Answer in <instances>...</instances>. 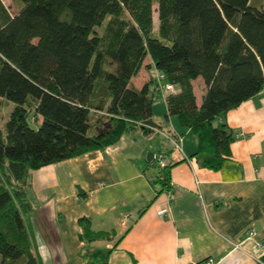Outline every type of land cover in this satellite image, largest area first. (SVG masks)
I'll list each match as a JSON object with an SVG mask.
<instances>
[{
  "label": "trees",
  "instance_id": "1",
  "mask_svg": "<svg viewBox=\"0 0 264 264\" xmlns=\"http://www.w3.org/2000/svg\"><path fill=\"white\" fill-rule=\"evenodd\" d=\"M19 2L12 12L0 0V100L16 103L0 127V264H39L26 226L32 170L141 127L162 95L153 87L157 71L176 85L164 98L165 115L191 128L193 156L205 167L224 164L236 132L220 119L264 90V7L256 0ZM153 67L142 87L131 84ZM199 75L201 104L193 84ZM171 167L154 178L170 191ZM91 251L100 261L88 264H108L110 249Z\"/></svg>",
  "mask_w": 264,
  "mask_h": 264
},
{
  "label": "crops",
  "instance_id": "2",
  "mask_svg": "<svg viewBox=\"0 0 264 264\" xmlns=\"http://www.w3.org/2000/svg\"><path fill=\"white\" fill-rule=\"evenodd\" d=\"M140 71L136 83L131 79L138 88L156 74L155 67ZM204 91L205 83L198 104ZM164 111L166 102L155 101L159 127L132 128L104 148L32 170L34 210L26 226L39 264H88L100 261L90 252L100 249H110L108 264H195L210 256L219 264H264L257 243L264 242V90L220 119L236 138L218 169L193 156L195 134L179 118L170 115L162 124ZM174 132L183 136L188 159L165 134ZM160 150L170 153L171 191L154 180Z\"/></svg>",
  "mask_w": 264,
  "mask_h": 264
},
{
  "label": "built area",
  "instance_id": "3",
  "mask_svg": "<svg viewBox=\"0 0 264 264\" xmlns=\"http://www.w3.org/2000/svg\"><path fill=\"white\" fill-rule=\"evenodd\" d=\"M156 90H159L162 93V97L165 98L166 94L169 91H176V85L171 82L165 81V73L161 71H157L156 82L153 86ZM168 138H170L173 142L174 148L179 151L183 155L185 159H188L189 156L185 152L184 144H183V136L174 132V134L165 133ZM154 163L157 169H161L167 164L171 163L170 153L167 150H160L154 153ZM163 213V211H162ZM128 216V213L126 214ZM260 247H264V242L262 240L257 242ZM195 264H219V262L214 257H207L202 261H198Z\"/></svg>",
  "mask_w": 264,
  "mask_h": 264
},
{
  "label": "rangeland",
  "instance_id": "4",
  "mask_svg": "<svg viewBox=\"0 0 264 264\" xmlns=\"http://www.w3.org/2000/svg\"><path fill=\"white\" fill-rule=\"evenodd\" d=\"M3 1L5 2L6 5L9 6V8L12 12L16 11L17 8L20 6L19 0H3ZM256 2H257V4L264 7V0H256ZM106 20L107 19H105L103 24H106V22H107ZM154 21H158L156 10L154 11ZM97 27H99V25H97ZM141 76H142V72L140 71L138 74H136L132 77V82L136 83V80L138 78H140ZM203 84H204V78L202 75H199L198 77L194 78V88H195V91H196V94H197L199 100H201ZM155 101L161 102L165 106V100L162 97V95H157ZM15 104L16 103L14 101L9 100L5 97H2V99L0 100V127L1 128L5 129L6 121L9 117L11 111L15 107ZM165 110H166V108H165ZM166 113H167V111H164L162 113V114H164V116L160 117V120L161 119L163 120L162 124H165V120H167L166 116H165ZM175 117L178 118L177 115H175Z\"/></svg>",
  "mask_w": 264,
  "mask_h": 264
},
{
  "label": "water",
  "instance_id": "5",
  "mask_svg": "<svg viewBox=\"0 0 264 264\" xmlns=\"http://www.w3.org/2000/svg\"><path fill=\"white\" fill-rule=\"evenodd\" d=\"M160 126V123H158L156 120H154L153 118H148L146 120L143 121V123L141 124V127L146 129L145 127H153V128H157ZM152 151H150L148 153V157H150V155H152Z\"/></svg>",
  "mask_w": 264,
  "mask_h": 264
}]
</instances>
